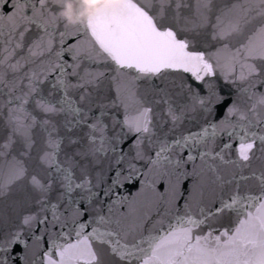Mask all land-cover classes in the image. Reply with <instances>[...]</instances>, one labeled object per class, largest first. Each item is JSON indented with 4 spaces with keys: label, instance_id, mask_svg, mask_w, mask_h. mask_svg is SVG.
<instances>
[{
    "label": "snow or ice",
    "instance_id": "1",
    "mask_svg": "<svg viewBox=\"0 0 264 264\" xmlns=\"http://www.w3.org/2000/svg\"><path fill=\"white\" fill-rule=\"evenodd\" d=\"M62 7L0 0V264H264V0Z\"/></svg>",
    "mask_w": 264,
    "mask_h": 264
},
{
    "label": "water",
    "instance_id": "2",
    "mask_svg": "<svg viewBox=\"0 0 264 264\" xmlns=\"http://www.w3.org/2000/svg\"><path fill=\"white\" fill-rule=\"evenodd\" d=\"M108 2L109 0H62V9L67 13L65 19H69L67 20L69 23L77 25L92 19L95 14L102 11ZM86 15L87 18H83ZM74 21L81 22L75 23Z\"/></svg>",
    "mask_w": 264,
    "mask_h": 264
},
{
    "label": "clouds",
    "instance_id": "3",
    "mask_svg": "<svg viewBox=\"0 0 264 264\" xmlns=\"http://www.w3.org/2000/svg\"><path fill=\"white\" fill-rule=\"evenodd\" d=\"M62 14H64V16H66L67 15L66 10L62 9Z\"/></svg>",
    "mask_w": 264,
    "mask_h": 264
}]
</instances>
